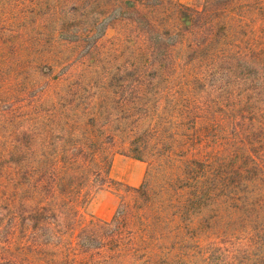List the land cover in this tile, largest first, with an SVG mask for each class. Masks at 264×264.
I'll return each mask as SVG.
<instances>
[{"label": "trees", "instance_id": "16d2710c", "mask_svg": "<svg viewBox=\"0 0 264 264\" xmlns=\"http://www.w3.org/2000/svg\"><path fill=\"white\" fill-rule=\"evenodd\" d=\"M40 5L30 52L44 53L39 86L53 94L32 101L26 152L0 166L14 233L38 237L54 216L76 232L73 264H105L129 225L147 228L143 241L170 217L193 264H264V0ZM118 145L145 177L109 220L82 225Z\"/></svg>", "mask_w": 264, "mask_h": 264}, {"label": "rangeland", "instance_id": "374dc122", "mask_svg": "<svg viewBox=\"0 0 264 264\" xmlns=\"http://www.w3.org/2000/svg\"><path fill=\"white\" fill-rule=\"evenodd\" d=\"M179 2L198 5L202 0ZM42 11L40 0H0V166L4 172L6 169L12 171L14 166L12 150L19 148L26 152L29 141L23 132L33 123L30 113L32 101L38 104L46 93L53 94L50 88L42 92L39 86L43 79L41 68L48 62L44 53L30 52V37L42 30ZM31 56H34V61ZM33 80L35 83H31ZM31 84L34 88H30ZM122 148L118 145L111 149L112 182L109 188L98 192L80 210L82 225L91 219L109 220L125 189L137 187L143 181L147 162L125 155ZM0 174V264H73L75 253L72 243L76 232L68 229L60 234L63 228H58V218L50 217V226L40 231L38 237L27 236V232L21 230L14 233L12 209L6 206L10 183L2 172ZM168 219H163V223L155 227L158 236L143 241L141 238L147 228L143 224L129 225L132 239L125 238L117 257L107 251L105 264H193L194 258L188 249L190 243L178 240L174 230L179 225L170 217ZM59 236L65 238L68 259H63L60 253ZM40 243L38 251L34 246Z\"/></svg>", "mask_w": 264, "mask_h": 264}]
</instances>
